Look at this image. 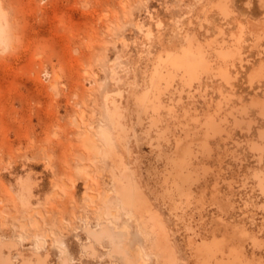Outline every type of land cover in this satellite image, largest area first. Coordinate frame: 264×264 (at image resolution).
I'll use <instances>...</instances> for the list:
<instances>
[{"label": "rangeland", "instance_id": "374dc122", "mask_svg": "<svg viewBox=\"0 0 264 264\" xmlns=\"http://www.w3.org/2000/svg\"><path fill=\"white\" fill-rule=\"evenodd\" d=\"M208 1L0 0V46L10 49L0 58V241L15 245L2 248L3 264H20L32 252L45 264H166L115 193L113 176L123 167L163 226L174 264H199L195 248L212 238L223 253L239 252L241 264H264L263 124L251 106L264 99V82L249 81L264 63V0H225V17ZM188 34L195 45L216 41L237 52L226 62L230 79L212 71L186 88L174 77L161 94L174 115L147 108L139 121L134 97L156 57L179 52ZM117 91L129 135H117L107 114L104 99ZM150 116L155 127L146 135ZM209 116L220 126L214 135L205 134ZM186 149L190 177L179 193L180 182L167 173ZM104 224L108 233L98 239L84 230L99 233Z\"/></svg>", "mask_w": 264, "mask_h": 264}, {"label": "bare ground", "instance_id": "6f19581e", "mask_svg": "<svg viewBox=\"0 0 264 264\" xmlns=\"http://www.w3.org/2000/svg\"><path fill=\"white\" fill-rule=\"evenodd\" d=\"M197 1H199V0H197ZM212 1L211 0L208 1L212 5L206 4L207 7L212 8L211 6H213L217 10V12L220 13V15L225 17L227 15V7H226L225 0H216V1L214 0L215 2H212ZM203 7L205 8V4ZM1 32H2V30L0 28V34H1ZM220 33H222V32H220ZM189 34H188V37H185V40H183L185 42V44H184L185 46L181 47L179 52L166 53V54H164V56H157L156 57V59H155L156 65L153 68L152 72L149 74L148 79L146 80V85H145L144 90L139 95L134 97L136 117L139 121L141 120V119H139L140 114L141 113L145 114L147 108H150L152 114H155L157 112V110H159L160 107L161 108L163 107L167 111L168 115H170V116L174 115V112H173L174 109H172L173 106L171 107L170 104L163 106L162 100H161L162 91L167 90V88L170 86V83L172 82L174 77H178V80L181 84L180 86L186 87V88H190L194 82H199L200 75L207 74V73L212 72V71L216 72L217 75L226 83L228 81V78L230 79V77L228 76L229 71L226 68V62L229 59H233L235 53H237V52L228 50V48H230V47L227 45L228 48H226V46L223 45L224 44L223 41H221L223 44H219L216 41H212L210 44H207L209 42H205L207 45L205 44L204 47L199 45V44L195 45V43L193 44V40H191L193 38H191V39L189 38ZM223 35L221 34V36H223ZM191 36L192 35H190V37ZM0 37H1V35H0ZM144 38L147 41H149L151 39V31L150 30L145 31ZM194 40H196V39H194ZM213 42H215L214 44L217 43V45L212 46ZM234 50H236V49L234 48ZM238 53H239V51H238ZM238 60H241V59H237V61ZM238 62L241 63L240 61H238ZM112 75L116 76V73L112 71ZM259 80L264 82V63H262L257 69L252 71L250 73V76H249V81H251V82L252 81H259ZM160 82L164 83V88H160V86H161ZM181 91H182V89H180L179 91H176V93L179 95V96L177 95L179 97V98H177V102H180V100H178V99L181 98L180 97V94L182 93ZM112 95L113 96L106 95L104 100H105V103L107 106L106 107L107 114L109 116V120L112 124L114 131L117 133V135L125 134L128 131H132L131 127L128 128L126 125H124L121 122L122 115H121L120 110H119L120 102L118 101V99H116V97L121 98V91H117ZM188 97H190V95ZM222 98L225 100V98L223 96L221 97V99ZM168 100H169V102H171V99H168ZM220 101H218V104L216 103L218 105V106L216 105V107H218L217 109H219V106L222 105ZM251 106L256 109V115H258L259 119L261 120V122L263 124V128L258 129L261 131V133H259L260 131H258V133L260 134L259 138H261L260 141H263V139H264V99L259 100V102L258 101L253 102L251 104ZM172 112H173V115H172ZM239 113H240V116L246 117L247 116V109L243 108V109H241V111ZM219 115H220V113H219ZM236 115H238V112L236 113ZM232 118L235 119L236 117L232 116ZM137 119H136V121H137ZM216 121L212 116H209L207 118V120L204 123L206 135H210V134L214 135V134L220 132L219 131L220 126L216 123ZM222 121L225 122L226 119L222 120ZM137 123H138V121H137ZM140 123H142V122H140ZM235 123H237V121ZM248 126H249V124H248ZM154 127H155V119H153L152 116H150L144 133L146 135H148ZM102 134L104 136V139L107 143L109 150L112 151V145H111L110 139L108 138V136L105 133H102ZM127 135H129V134L127 133ZM120 136H123V135H120ZM120 136H118V137H120ZM160 137H162V136H160ZM125 139H127V138H125ZM126 143H127V141H125V140L120 142L122 149L126 153H128L129 149L127 146L128 144L126 145ZM83 145L88 147V149L90 148V150L95 151V146L93 144V141L89 140L88 136H84ZM256 145H259V144L257 143ZM257 148H258L257 146H256V148L252 147L253 151H254V149L257 150ZM254 152H256V151H254ZM190 156H191L190 150H188V149L183 150V152L181 153V159H179L175 162H171L170 168H169L168 173H167V176L173 178V180H172L173 182H176V181L180 182L179 187L176 184H174V185H176L175 188H177L176 190L179 193L183 192L181 190L182 189L181 185L186 184L188 182L189 177H190V168H191V163H190V158H189ZM231 158H233V157H231ZM258 158H261V157L258 156L257 159ZM120 164H122V163L120 162ZM258 164H259V162H258ZM76 169L78 170L79 173L83 172V170L78 169L77 167L75 168V170ZM74 172H77V171H74ZM257 175H260V174L257 173L256 176ZM113 177H114L115 182L117 183V185H116L117 191L115 193L119 197V199L122 203V206H124L125 208H128V210L135 211L138 214L139 232H140V235H142V237L144 238V240L149 243L150 250L155 252L157 257H161V259H163V261L166 264H174V258H173V255L171 253V248H170L168 241H167V238H166L165 230H164L163 226L161 224H159L157 217H156V214L151 212L149 205L146 202V199L144 198L143 194L140 191L139 186L136 184V182L133 179V174L131 172H129L128 168L123 167L122 170L119 172V174L114 175ZM216 177H218V176H216ZM256 180H257V177H256ZM261 181H259V178H258V184L260 182L262 185L263 182H261ZM163 182L168 183V177L167 178L164 177ZM261 185L259 184L258 186L260 187ZM263 185L259 188V191H260V189L263 188ZM227 187L229 190L232 188L229 186H227ZM25 188L26 189H23L21 194L18 197V200L22 206L27 205L26 204L27 198L30 195L28 185L25 186ZM262 191H260V192H262ZM23 192H25V194H23ZM263 193H264V191H263ZM244 204H245V206L247 205L246 203H244ZM99 220L101 221L103 219L101 217H99ZM98 229L100 230L99 233L97 232L96 229H92L89 226H85V228H84L85 232L88 235L95 237L96 239H98V237L101 234H104V233L107 234L108 233V229H107L106 224L100 226ZM187 230H188V232H189V230H190V232H192L191 231L192 228L189 229V227H188ZM255 240H257V239L255 238ZM42 243L43 242L40 241L38 243V245H42ZM4 247H14V249H15V245L12 242L6 241V240L0 241V264L6 263L9 261L8 256H5L3 254L4 252L2 253V248H4ZM86 249L88 250V254H90V256L93 257L94 250L92 249L91 245H88L86 247ZM195 256H196V259H197L199 264H212V263L241 264L242 263L240 256H239V252H237L235 249H231L227 253H223L221 250V247H220V241L216 240L215 238H212L209 241H206V240L202 241L200 246L195 248ZM20 258H21L20 264H45L44 259L40 258L35 252H32L30 257H28V258H24L22 255H20ZM141 261L144 263L146 262L143 259Z\"/></svg>", "mask_w": 264, "mask_h": 264}, {"label": "clouds", "instance_id": "9594fccd", "mask_svg": "<svg viewBox=\"0 0 264 264\" xmlns=\"http://www.w3.org/2000/svg\"><path fill=\"white\" fill-rule=\"evenodd\" d=\"M3 15H4V13L0 12V19H2ZM9 50L10 49L7 47L0 46V58L8 55Z\"/></svg>", "mask_w": 264, "mask_h": 264}]
</instances>
